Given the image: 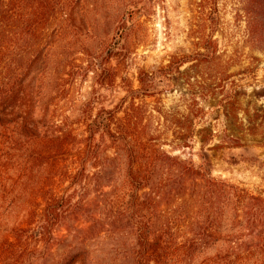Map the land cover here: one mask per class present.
Listing matches in <instances>:
<instances>
[{"label":"rangeland","instance_id":"374dc122","mask_svg":"<svg viewBox=\"0 0 264 264\" xmlns=\"http://www.w3.org/2000/svg\"><path fill=\"white\" fill-rule=\"evenodd\" d=\"M73 2L78 0H54L56 13L48 25L44 49L38 33L28 39L22 30L19 43L24 61L28 41L34 56L48 53L45 66L41 61L36 63L32 90L41 114L49 120L48 129L57 130L63 139L49 143L42 158L57 168L55 174L61 178L58 195L69 199L71 206V217L52 236L43 237L39 250L52 254L62 240H70L88 248L94 264H128L115 251L118 239L106 238L98 225L85 221L88 216L100 219L96 188L86 191L73 182L76 168L87 161L86 174L91 177L97 171L92 164L115 160L118 168L126 162L123 151L117 153L111 148L108 136L103 140L101 133H96L90 140L87 130L102 111L115 112L112 128H119L126 109L132 107L131 92L139 93L131 111L139 117L134 132L142 133L143 140L142 145H137L138 141L132 144L133 151H148L144 138L150 134L160 149L153 159L162 162V153L167 152L189 161L196 169L207 166L212 180L244 190L248 198H264V46L251 43L249 36L250 14L257 20L263 16L256 9L258 3ZM210 39L216 43L218 57L212 63L203 56ZM175 59L181 65L171 73L168 66ZM183 114L190 117L200 134L194 137L192 148L180 150L173 142L176 121ZM166 116H173L172 125L167 124ZM166 163L172 167L163 169L158 182L175 192L161 210L177 219V228L185 232L195 216L193 204L199 189L176 162ZM184 181L187 190L182 186ZM224 202L221 197L223 215ZM77 227L83 232L73 231ZM257 237L258 231L249 233L243 242L255 245ZM30 252H35L33 246ZM41 255L36 253L31 264H54L52 256Z\"/></svg>","mask_w":264,"mask_h":264},{"label":"trees","instance_id":"16d2710c","mask_svg":"<svg viewBox=\"0 0 264 264\" xmlns=\"http://www.w3.org/2000/svg\"><path fill=\"white\" fill-rule=\"evenodd\" d=\"M252 2L258 3L256 9L263 16L257 20L250 14V40L264 46V0ZM73 3L79 5L80 0ZM55 13L54 0H0V264H31L36 253L44 258L52 256L54 264H94L89 249L70 240H62L52 254L39 250L43 237L52 236L71 217V206L69 199L58 195L61 178L55 174L57 168L42 158L49 143L63 139L57 130L48 129L49 120L41 114L32 90L36 63L41 61L45 66L48 53L34 56L28 41L30 48L24 61L19 43L22 30L28 39L38 33L44 49ZM205 49L207 54L203 56L208 62H216L213 39ZM180 65L181 61L175 59L168 68L173 73ZM140 83L145 84L143 74ZM138 94L131 92L132 107L126 109L119 128H112L115 112L111 111L100 112L88 127V139L96 133H101L103 140L108 136L111 148L117 153L123 151L127 160L118 168L115 160L92 164L97 170L94 177L86 174L88 161L76 168L73 183L86 191L95 187L99 194L100 219L88 216L85 221L98 225L106 238L118 239L115 251L128 264H264V198H248L244 190L212 180L207 166L196 169L189 161L167 152L162 153L164 161L153 159L160 149L150 134L144 138L148 151H133L135 141L137 145L143 143L142 133L134 132L139 117L131 111ZM166 117L167 124L172 125L173 116ZM189 119L183 114L176 121L173 143L180 150L192 148L194 137L200 134ZM166 161L176 162L199 189L193 204L195 216L185 232L177 228V219L161 210L175 192L158 182L163 169L172 167ZM182 186L187 190L186 181ZM221 197L225 199V215L219 206ZM73 231L83 232L78 227ZM255 231L257 244L243 242ZM31 246L35 252H30Z\"/></svg>","mask_w":264,"mask_h":264}]
</instances>
